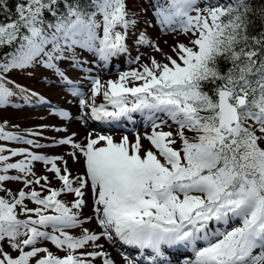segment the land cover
Segmentation results:
<instances>
[{
    "label": "snow or ice",
    "instance_id": "6c2138e0",
    "mask_svg": "<svg viewBox=\"0 0 264 264\" xmlns=\"http://www.w3.org/2000/svg\"><path fill=\"white\" fill-rule=\"evenodd\" d=\"M149 8L161 32L187 39L171 46L172 55L139 30L128 0H0V108L20 106L14 97L51 103L7 79L40 65L78 98L85 123L132 122L139 114L151 127L145 148L139 133L82 142L73 133L46 144L48 125L19 132L0 123V142L24 145L0 143V264H116L101 239L135 248L139 259L124 255L126 264H264V9L251 0H150ZM133 46L163 60L142 63ZM125 55L137 67L115 80L88 76L90 94L58 66L71 61L91 73L86 64L104 67ZM57 146L71 150L40 151ZM172 250L185 258L172 259Z\"/></svg>",
    "mask_w": 264,
    "mask_h": 264
},
{
    "label": "rangeland",
    "instance_id": "374dc122",
    "mask_svg": "<svg viewBox=\"0 0 264 264\" xmlns=\"http://www.w3.org/2000/svg\"><path fill=\"white\" fill-rule=\"evenodd\" d=\"M150 0H128V6L133 11L136 12L139 16V19L141 23L139 24V30L140 31H146L150 38L154 39L156 43L160 45L166 52H168L169 55H172L171 52V46L174 43L177 42H183L187 43V39L179 34V33H163L160 31L159 27L154 24L153 16H152V9L149 8L147 12H145L143 9L146 4H148ZM195 13H193L194 15ZM144 21H148L149 23H144ZM167 41V43H165ZM131 45V41L129 42ZM138 52L141 55V62L147 63L148 57L154 56L157 60H163V57L154 51L151 50V48H148L146 46H140L139 49H137L135 46L131 47V56L135 57ZM80 58L86 62L92 61V57L87 52L80 53ZM114 62V63H113ZM107 66L98 68L106 69L110 67V69H107L106 71H98L96 70L94 65H96L94 62L91 64H86V66L92 67L93 71L91 73H80L76 72L75 68L71 66V61H61L59 63V67L62 71H64L65 75L73 80L74 82H79L83 85H87V89L85 90L86 93L90 94L89 92V81L87 79L88 76H95L99 75L100 79L102 81L107 80H115L118 78V75L121 72L129 71L133 68L137 67V64L130 63L128 56L125 55L123 57L115 59ZM96 70V71H95ZM14 79L18 83L21 84L22 87L29 89L32 92H41L42 95L49 98L52 102L57 103L60 105V107H64V109L69 113L71 119H62L58 115L52 114V109L55 108L54 106H50V108L47 107H35L36 104L31 105V107H27L28 105H23L22 101L18 100L17 98H13L14 104H18L20 106L13 107V106H6L4 108H0V122H7V129L11 131H19L24 132L27 129L32 130H40L41 125H48L47 128L43 129V137L47 138H41V143L50 144L52 138L55 139H61L66 136L75 134L74 139L76 142H82L85 141V138L88 136H92L95 138L97 134H103V135H112L114 140L119 141L122 136L127 135L129 137V140H134L137 133H139L142 137V143L145 146V148L150 147L149 142L145 139H143L144 134L151 132V127L148 129H134L136 126L132 122H128L122 125H117L119 128H124L126 130L131 131H121V130H113V131H106L101 132L99 130L106 129L107 126H103V123H95V125H84L85 122L81 121L80 118H76V116H73L71 111L73 110V106L78 103V98L72 97L68 92L64 90V86L60 83L59 78L54 74L53 70H48L44 68L43 66L37 65L34 67H31L27 70H14L9 73V79ZM87 81L88 83H84ZM13 85V84H12ZM10 85L9 87H14ZM103 102L102 97H97V103ZM74 104V105H73ZM38 106V105H36ZM72 106V107H71ZM58 110L57 108H55ZM80 120V121H79ZM136 120V119H135ZM77 121L80 127H82L85 131L83 135H81L78 131L77 127H73V123ZM92 121V120H91ZM137 121V120H136ZM114 124V123H113ZM112 124V125H113ZM78 125V126H79ZM18 126V127H13ZM72 126V127H71ZM68 127V128H67ZM71 127V128H70ZM54 128H66L67 131L64 132H57L54 131ZM94 128V129H93ZM98 129V130H96ZM164 131H168L167 127L163 129ZM31 138V137H29ZM6 144L7 147H21L24 145H18L12 142H0ZM69 146H57V147H48L45 149H41L40 151L49 155H66L68 151H70ZM67 158V156H66ZM16 159H20V157L13 158V162ZM69 164L71 166V169L74 174H78L80 168L78 165H76L74 162H72L69 159ZM37 172L38 174H45L46 169L40 164H36ZM9 188H12L13 190L18 189L21 187L18 183H9L7 185ZM53 187H59V182L54 181ZM2 195V193H0ZM62 199L72 200V196H66L61 197ZM32 206V205H29ZM84 215H91V200L89 198L88 206L84 209ZM89 227L91 231H99L98 226L95 223H91L89 225H86ZM72 234L74 235H80V230L75 229L72 230ZM100 244L104 245L103 250L108 251L111 258L116 261V264H126V261L124 260V257L119 255V253L113 248L112 243L107 242L105 239H101L99 241ZM118 243V241L116 242ZM49 248L50 251L57 255H63V253L59 252L53 245L50 243H46L45 245ZM107 246L114 249V253L112 249H107ZM115 246V245H114ZM91 250V249H89ZM116 251V252H115ZM175 257L182 256L184 253L181 251H173L172 252ZM118 255V257H117ZM118 258V259H117ZM119 259H121L123 262H121ZM95 264H102V260L97 259L95 261Z\"/></svg>",
    "mask_w": 264,
    "mask_h": 264
},
{
    "label": "bare ground",
    "instance_id": "6f19581e",
    "mask_svg": "<svg viewBox=\"0 0 264 264\" xmlns=\"http://www.w3.org/2000/svg\"><path fill=\"white\" fill-rule=\"evenodd\" d=\"M114 63V62H113ZM74 105V104H73ZM72 107V106H71ZM73 110L74 111H71L72 112V114H73V116H76V118H80L81 117V115H83L84 113H82V110L78 107V103L77 104H75V106H73ZM139 116V115H138ZM80 121V120H79ZM95 123H96V121H91V120H88L87 121V124H89V125H95ZM97 123H99V122H97ZM132 123L135 125V126H137V125H140V127L142 126V125H145L144 124V121H143V119H141V121L139 122L138 120L136 121L135 119H134V121H132ZM79 124H78V122L77 121H75L74 123H73V127L75 126V127H77L78 128V131H79V133L81 134V135H83V133H85V131H84V129L82 128V127H80V125L78 126ZM103 126H105V124L103 123ZM72 127V126H71ZM70 127V128H71ZM68 128V127H67ZM120 243L121 242H119L118 241V243H112L111 245H115V246H119L120 247ZM107 249L109 250V249H112L113 251H111V252H113L114 253V249L113 248H109L108 246H107ZM121 251L123 252V254H119V255H121L122 257H124V254H129V255H132V250H130V249H124V248H121ZM108 252V251H107ZM116 252V251H115ZM117 257H118V255H117ZM119 258V257H118ZM117 258V259H118ZM137 259H139V257L137 258ZM121 262H123L121 259H119Z\"/></svg>",
    "mask_w": 264,
    "mask_h": 264
},
{
    "label": "trees",
    "instance_id": "16d2710c",
    "mask_svg": "<svg viewBox=\"0 0 264 264\" xmlns=\"http://www.w3.org/2000/svg\"><path fill=\"white\" fill-rule=\"evenodd\" d=\"M10 3H14V0H10ZM252 6L254 9H264V0H251ZM131 10V9H130ZM10 51V49H9ZM9 73L7 74V76Z\"/></svg>",
    "mask_w": 264,
    "mask_h": 264
}]
</instances>
